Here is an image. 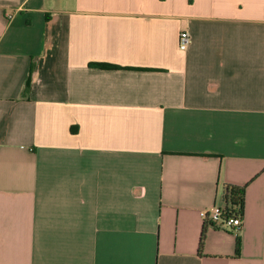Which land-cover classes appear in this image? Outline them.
<instances>
[{
    "label": "crops",
    "instance_id": "0c3cea01",
    "mask_svg": "<svg viewBox=\"0 0 264 264\" xmlns=\"http://www.w3.org/2000/svg\"><path fill=\"white\" fill-rule=\"evenodd\" d=\"M0 264H264V0H0Z\"/></svg>",
    "mask_w": 264,
    "mask_h": 264
},
{
    "label": "trees",
    "instance_id": "16d2710c",
    "mask_svg": "<svg viewBox=\"0 0 264 264\" xmlns=\"http://www.w3.org/2000/svg\"><path fill=\"white\" fill-rule=\"evenodd\" d=\"M95 67L101 69H111L112 67L107 64H95ZM28 89V88H27ZM26 89V91H27ZM25 91V92H26ZM77 129L73 128V132H76ZM224 218H241L244 214V189L236 186H227L224 194ZM205 241V231H203L200 241V247H203ZM237 246L239 251V239H237Z\"/></svg>",
    "mask_w": 264,
    "mask_h": 264
},
{
    "label": "built area",
    "instance_id": "2783aa9c",
    "mask_svg": "<svg viewBox=\"0 0 264 264\" xmlns=\"http://www.w3.org/2000/svg\"><path fill=\"white\" fill-rule=\"evenodd\" d=\"M191 44V36L188 32L183 31L180 34L179 37V47L181 50L185 51L187 50V48L189 47V45ZM201 216L207 220V221H211L215 224H223L224 226H226L227 228H230L231 230H233L235 233H238L239 230L242 227V219L241 218H228L225 219L224 218V211H223V207H218L215 206L213 208H211L210 210H203L201 212Z\"/></svg>",
    "mask_w": 264,
    "mask_h": 264
}]
</instances>
